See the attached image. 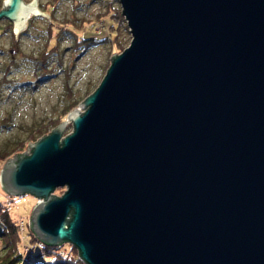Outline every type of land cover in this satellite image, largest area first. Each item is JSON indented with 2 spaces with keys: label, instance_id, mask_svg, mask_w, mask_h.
<instances>
[{
  "label": "water",
  "instance_id": "95a60500",
  "mask_svg": "<svg viewBox=\"0 0 264 264\" xmlns=\"http://www.w3.org/2000/svg\"><path fill=\"white\" fill-rule=\"evenodd\" d=\"M118 4L128 47L0 189L84 264H264V0ZM35 6L2 2L14 39Z\"/></svg>",
  "mask_w": 264,
  "mask_h": 264
},
{
  "label": "rangeland",
  "instance_id": "374dc122",
  "mask_svg": "<svg viewBox=\"0 0 264 264\" xmlns=\"http://www.w3.org/2000/svg\"><path fill=\"white\" fill-rule=\"evenodd\" d=\"M31 1L24 0L23 3L27 5ZM77 2L80 6L73 8L70 0L59 1L55 4L51 14V20L55 24L61 22L73 24V26L66 27V32L69 34H79L77 29L81 24L80 21L94 22V17L105 11L107 3H111V6L120 10L118 0H77ZM50 4H53L52 0H36L35 9L48 17L47 11L44 13L42 8H46L47 5V9H49L52 6ZM46 16L33 14L29 16L34 19H31L30 27L25 32L20 34L23 29L17 32L15 52H12V48H10L9 33L5 32L0 35V50H2L0 53V153H7L9 160L13 158L14 154L20 155L25 151L23 149L19 153L14 149L17 143L27 141L30 131L39 124L47 125L49 121L62 117V109L69 101L79 100L78 104H80L85 97L90 95L107 70L110 64L109 58L114 54L119 55L130 43V35L126 29L127 31L120 35L119 42L122 49L120 52L111 50L108 46H96L76 57V54L71 50L72 38L70 35H62L58 44L61 54L60 61L57 57H52L48 63L50 73L47 75V79L37 84L35 90L30 91L29 83L32 81L34 73V59L46 40V29L48 20H50L49 17L47 20ZM5 23L6 21L0 20V29L3 31L6 29ZM94 24L89 26V30L85 31L84 35L101 38L106 33L104 30L106 23ZM10 61L13 62L11 65H9ZM6 66L10 67L6 75V80L9 83L2 84V75ZM26 83L28 85H25ZM65 84L71 90V100L66 94ZM3 124L5 127H2ZM70 132L71 126L68 123L62 137ZM32 143L30 142V144ZM26 145L24 144V148ZM25 153H29V149ZM8 158L0 162V170ZM55 190L52 193L55 197L61 196L64 192V188H58L61 192H55ZM35 202L36 199L30 195L11 196L0 189V205L9 211L11 219L20 229L22 228V232H24V227L28 229L27 220ZM2 249L3 245L0 241V257L3 255ZM35 249L36 247L33 250ZM21 251L26 253L30 251V246L23 234Z\"/></svg>",
  "mask_w": 264,
  "mask_h": 264
},
{
  "label": "trees",
  "instance_id": "16d2710c",
  "mask_svg": "<svg viewBox=\"0 0 264 264\" xmlns=\"http://www.w3.org/2000/svg\"><path fill=\"white\" fill-rule=\"evenodd\" d=\"M2 1L0 0V8L2 6ZM53 4L51 8H45V12L49 17L48 26L46 29V40L44 42L43 48L38 53L34 59V73L32 75V81L29 83L31 85L30 91L35 90L37 84L43 82L47 79V75L50 73L48 69L49 60L52 57H57L60 61V51H59V41L62 35H70L72 38L71 50L75 56L78 57L82 53L88 51L89 49L96 46H108L110 49H114L116 52H120L121 43L119 42L120 35L122 32H126L127 28L124 25V20L120 15V10L111 6V3H107L105 11L99 13L94 17V22L80 21L81 24L77 29L78 35L69 34L66 31L68 25L73 26L70 22H61L60 24H55L51 20V14L55 8V4L63 0H52ZM72 2L73 8H78L80 4L77 0H70ZM34 19V18H31ZM30 19V22H31ZM85 25H84V24ZM94 23H101L104 26L105 34L101 38L85 36V31L89 30V26L95 25ZM3 32L8 31L9 25L5 26ZM13 44H17L14 39H11ZM13 62H9L11 65ZM60 63V62H59ZM10 67L6 66L2 75V84L9 83L6 80V75L9 72ZM67 82V80H66ZM23 85V84H22ZM25 85H28L26 83ZM66 94L68 99H72V94L70 88L65 84ZM79 100L69 101L62 109L61 116L59 119L51 120L47 125L39 124L32 131L29 132V136L26 142H19L16 144L15 152H22L24 149V144L27 142H35L37 139L41 138L42 135H47L54 127L61 123L67 113L73 110L79 103ZM5 127V124L2 125ZM13 151V152H14ZM8 158L7 153H0V162ZM55 192H61V190L56 189ZM20 229L19 226L11 219L9 211L0 205V241L3 245L2 256L0 257V264H84L78 260L77 251L67 243H62L57 246H46L40 243L34 238L32 233L27 229V227ZM22 234L25 236V240L30 246V251H21V237ZM34 247H36L35 250Z\"/></svg>",
  "mask_w": 264,
  "mask_h": 264
},
{
  "label": "flooded vegetation",
  "instance_id": "af4514ba",
  "mask_svg": "<svg viewBox=\"0 0 264 264\" xmlns=\"http://www.w3.org/2000/svg\"><path fill=\"white\" fill-rule=\"evenodd\" d=\"M42 9H43L42 11L45 13V8H42ZM30 19L31 18H29L27 20V24L25 25V28L20 32V34H22L23 32H25L30 27ZM3 21L5 22V20H3ZM5 25H7V26L9 25V29H8V31H6V33H9L11 39H14L13 34H12L13 33L12 32V28H13L12 24L10 22L6 21ZM3 33H5V32H3L2 29H0V35H2ZM16 42H17V39H16ZM10 48H12V52H15L16 51L15 50L16 49V45L12 43V40H11V43H10ZM0 53H2V50H0Z\"/></svg>",
  "mask_w": 264,
  "mask_h": 264
}]
</instances>
